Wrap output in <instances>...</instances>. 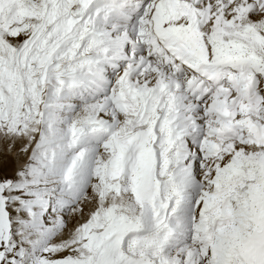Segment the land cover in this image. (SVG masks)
<instances>
[{"label": "snow or ice", "instance_id": "6c2138e0", "mask_svg": "<svg viewBox=\"0 0 264 264\" xmlns=\"http://www.w3.org/2000/svg\"><path fill=\"white\" fill-rule=\"evenodd\" d=\"M0 264H264V0H0Z\"/></svg>", "mask_w": 264, "mask_h": 264}]
</instances>
